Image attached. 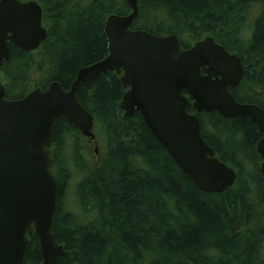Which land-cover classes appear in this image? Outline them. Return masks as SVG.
Here are the masks:
<instances>
[{
  "label": "trees",
  "instance_id": "16d2710c",
  "mask_svg": "<svg viewBox=\"0 0 264 264\" xmlns=\"http://www.w3.org/2000/svg\"><path fill=\"white\" fill-rule=\"evenodd\" d=\"M20 1L40 4L47 37L29 53L10 45V59L0 74L9 100L32 89L45 90L52 82L68 90L80 68L107 56L106 18L130 13L125 0ZM254 1L262 15L247 42L216 31L222 27L231 34L242 6L226 12L218 0H139L131 28L176 35L185 49L205 35L214 37L246 66L240 88L231 91L236 101L264 109V0ZM123 93L119 77L109 72L91 90L80 88L76 94L102 140L103 153L92 168L78 131L65 119L55 124L52 155L59 199L54 234L64 249L58 264H264V177L255 124L198 114L190 105L188 112L197 117L204 141L237 173L230 189L204 193L138 113L123 117ZM71 168L84 178L76 188V210L64 212L61 199L73 176ZM40 262L38 241L31 235L25 264Z\"/></svg>",
  "mask_w": 264,
  "mask_h": 264
},
{
  "label": "water",
  "instance_id": "95a60500",
  "mask_svg": "<svg viewBox=\"0 0 264 264\" xmlns=\"http://www.w3.org/2000/svg\"><path fill=\"white\" fill-rule=\"evenodd\" d=\"M138 1L125 0L130 13L106 18L108 54L80 68L68 90L52 82L20 99L5 98L0 82V264H25L29 236L38 241L40 264H58L64 254L54 226L58 184L51 153L54 127L65 119L80 136L94 141V119L77 99L82 87L113 72L124 93L123 117L138 113L149 133L177 167L204 193L221 194L237 180L236 171L220 161L201 136L198 113L249 119L261 135L256 152L264 177V109L239 103L231 90L242 82L238 55L206 37L182 48L176 35L157 36L132 29ZM47 37L37 1L0 0V71L10 45L29 53Z\"/></svg>",
  "mask_w": 264,
  "mask_h": 264
},
{
  "label": "flooded vegetation",
  "instance_id": "af4514ba",
  "mask_svg": "<svg viewBox=\"0 0 264 264\" xmlns=\"http://www.w3.org/2000/svg\"><path fill=\"white\" fill-rule=\"evenodd\" d=\"M220 1L219 4L222 7V9H224L226 12L230 11V10H237L238 9V4H242L241 6V16L239 17H235L234 21H233V27L232 29V33L228 34L227 29H224L222 27L219 28H215L217 32H226L225 37L230 38V37H234L237 36V40H241L244 42L247 41H251L253 39V34L257 28V21L259 20V18L262 15V8L260 5H258L254 0H227L225 2V0H218ZM39 4V3H38ZM40 5V4H39ZM41 7V6H40ZM42 9V8H41ZM256 12V15L254 14ZM248 20H252L251 25L248 26L247 25V21ZM43 25V24H42ZM218 29V30H217ZM47 30V29H46ZM206 37H211L214 39V41L218 44V41L210 36V35H205L203 36L200 40H203ZM228 42L230 43V41L228 40ZM194 44V43H193ZM233 44V43H230ZM14 46V45H13ZM15 47V46H14ZM10 48V46H9ZM17 48V47H16ZM225 48V47H224ZM18 49V48H17ZM228 51V49H226ZM230 52V51H228ZM231 53V52H230ZM232 54H236V53H232ZM10 55H11V50H10ZM237 55V54H236ZM240 58V57H239ZM10 59V58H9ZM241 59V58H240ZM6 63V62H5ZM241 63L244 69V74H243V79L242 82L244 80V76H245V71H246V66L244 65L242 59H241ZM3 68V67H2ZM2 71V69H1ZM0 71V74H1ZM1 82V81H0ZM241 82V83H242ZM241 83L239 84L238 87L234 88L233 90H238L241 86ZM2 84V83H1ZM4 87V86H3ZM257 87V86H256ZM255 87V88H256ZM82 88V87H81ZM257 90L259 92H261V89L258 87ZM232 91V90H231ZM54 143L51 147V153H54ZM59 190V189H58ZM58 195H59V191H58ZM59 199V197H58Z\"/></svg>",
  "mask_w": 264,
  "mask_h": 264
},
{
  "label": "rangeland",
  "instance_id": "374dc122",
  "mask_svg": "<svg viewBox=\"0 0 264 264\" xmlns=\"http://www.w3.org/2000/svg\"><path fill=\"white\" fill-rule=\"evenodd\" d=\"M254 14L256 15V12ZM251 22L252 20H248L247 25L250 26ZM96 131L97 128H95L94 134L96 133ZM81 140H82L81 145L83 147L84 154L88 161L87 165L89 166V168H92L99 161L103 153L102 140L98 137V135H97V139L91 142L82 138ZM71 172L73 176L65 186L61 199V208L64 212L76 210V205H75V201L77 200L75 195L76 188L78 183L82 180V178H84V175L78 172L75 168H71Z\"/></svg>",
  "mask_w": 264,
  "mask_h": 264
},
{
  "label": "bare ground",
  "instance_id": "6f19581e",
  "mask_svg": "<svg viewBox=\"0 0 264 264\" xmlns=\"http://www.w3.org/2000/svg\"><path fill=\"white\" fill-rule=\"evenodd\" d=\"M236 38V37H235Z\"/></svg>",
  "mask_w": 264,
  "mask_h": 264
}]
</instances>
